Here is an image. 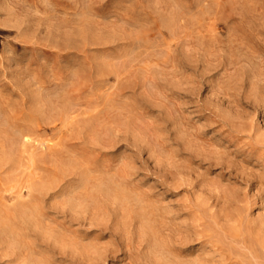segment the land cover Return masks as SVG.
<instances>
[{"label": "rangeland", "instance_id": "1", "mask_svg": "<svg viewBox=\"0 0 264 264\" xmlns=\"http://www.w3.org/2000/svg\"><path fill=\"white\" fill-rule=\"evenodd\" d=\"M0 264H264V0H0Z\"/></svg>", "mask_w": 264, "mask_h": 264}, {"label": "bare ground", "instance_id": "2", "mask_svg": "<svg viewBox=\"0 0 264 264\" xmlns=\"http://www.w3.org/2000/svg\"><path fill=\"white\" fill-rule=\"evenodd\" d=\"M241 49V48H240ZM75 108V107H74ZM77 108V107H76ZM21 138V137H20ZM21 151V150H20ZM35 153V152H34ZM38 158V157H37Z\"/></svg>", "mask_w": 264, "mask_h": 264}]
</instances>
